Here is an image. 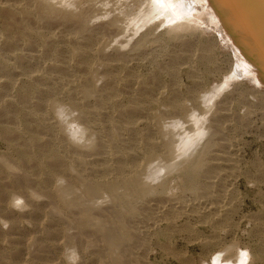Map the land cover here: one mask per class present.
Returning <instances> with one entry per match:
<instances>
[{
	"label": "rangeland",
	"instance_id": "obj_1",
	"mask_svg": "<svg viewBox=\"0 0 264 264\" xmlns=\"http://www.w3.org/2000/svg\"><path fill=\"white\" fill-rule=\"evenodd\" d=\"M68 1L0 0V264H264V67L247 52L264 60V8L245 12L264 0ZM179 126L171 169L92 209L105 229L61 201V179L142 173Z\"/></svg>",
	"mask_w": 264,
	"mask_h": 264
},
{
	"label": "bare ground",
	"instance_id": "obj_2",
	"mask_svg": "<svg viewBox=\"0 0 264 264\" xmlns=\"http://www.w3.org/2000/svg\"><path fill=\"white\" fill-rule=\"evenodd\" d=\"M24 1V0H23ZM40 1V0H39ZM63 1V0H62ZM82 1V0H81ZM113 1V0H112ZM145 1V0H144ZM161 1V0H160ZM163 1V0H162ZM224 1V4L225 5H227L228 4V0H223ZM27 2V1H26ZM42 2V1H41ZM66 2V1H65ZM68 2H70V0L68 1ZM75 2H78V0L77 1H75ZM80 2V1H79ZM93 2V1H92ZM96 2V1H95ZM145 2H147V1H145ZM144 2V3H145ZM10 3V2H9ZM45 3V2H44ZM90 3V2H89ZM103 3V2H102ZM105 3V2H104ZM153 4H154V2H152ZM151 3V4H152ZM156 3V2H155ZM252 3V2H251ZM12 4V3H11ZM29 4V3H28ZM38 4V3H37ZM41 4V3H40ZM64 4H66L67 5V3H64ZM87 4V3H86ZM106 4H107V2H106ZM147 4V3H146ZM145 4V5H146ZM256 4H257V6H258V8H260V7H262V8H264V4L263 3H260V2H254V3H252V5L250 6V7H246V9H245V12H249V11H251L253 8H255V6H256ZM99 5V4H98ZM143 5V4H142ZM148 5V4H147ZM155 5V4H154ZM166 5V4H165ZM23 6V5H22ZM37 6V5H36ZM50 6V5H49ZM52 6V5H51ZM64 6V5H63ZM73 6V5H72ZM104 6V5H103ZM150 6V5H149ZM156 6H158V4L156 5ZM30 7V6H29ZM71 7V6H70ZM96 7V6H95ZM100 7V6H99ZM98 7V8H99ZM105 7V6H104ZM147 7V6H146ZM151 7V6H150ZM159 7V6H158ZM157 7V8H158ZM163 7H165V6H163ZM162 7V8H163ZM41 8V7H40ZM52 8V7H51ZM67 8V7H66ZM103 8V7H102ZM107 8V7H106ZM140 8H141V6H140ZM143 9H144V6L142 7ZM154 8V7H153ZM161 8V7H160ZM159 8V9H160ZM180 8V7H179ZM43 9H44V7H43ZM65 9V8H64ZM81 9V8H80ZM85 9V8H84ZM92 9V8H91ZM109 9V8H108ZM154 9H156V8H154ZM158 9V10H159ZM164 9V8H163ZM162 9V10H163ZM26 10V9H25ZM56 10V9H55ZM147 10V9H146ZM146 10H144V11H146ZM181 10V9H180ZM10 11V10H9ZM83 11V10H82ZM105 11H107L106 9H105ZM143 10H142V12H144ZM152 11H154V10H152ZM152 11H151V13H152ZM164 11V10H163ZM166 11V10H165ZM164 11V12H165ZM43 12V11H42ZM51 12V11H50ZM71 12V11H70ZM147 12H149V10L147 11ZM156 12H158V11H156ZM156 12H155V14H156ZM171 12V11H170ZM173 12V11H172ZM242 12V11H241ZM245 12H242V13H245ZM77 13V12H76ZM154 13V12H153ZM174 13V12H173ZM187 13V12H186ZM240 13V12H239ZM242 13L240 14V16L242 17V24H246L247 22H249V20H250V17L248 16H245V15H242ZM24 14H25V12H24ZM23 14V15H24ZM46 14V13H45ZM106 14H108V13H106ZM130 14V13H129ZM141 14V13H140ZM145 14H147V13H145ZM159 14H161V13H159ZM37 15V14H36ZM75 15V14H74ZM105 15V14H104ZM147 15H149V14H147ZM147 15H144V16H147ZM152 15V14H151ZM176 15V14H175ZM76 16V15H75ZM137 16L139 17V14H137ZM157 16V15H156ZM181 16V15H180ZM26 17V16H25ZM129 17V16H128ZM136 17V16H135ZM137 17V18H138ZM142 17V16H141ZM150 16H148V18H149ZM154 17V16H153ZM15 18V17H14ZM34 18V17H33ZM115 18V17H114ZM145 18V17H144ZM169 18V17H168ZM234 19H238L237 17H233ZM12 19V18H11ZM90 19V18H89ZM133 19V18H132ZM145 19H147V18H145ZM239 19H241V18H239ZM101 20V19H100ZM99 20V21H100ZM151 20V19H150ZM167 20V19H166ZM39 21H41V20H39ZM60 21V20H59ZM94 21H96V20H94ZM131 21H133V20H131ZM251 21V20H250ZM147 22V21H146ZM93 23V22H92ZM101 23V22H100ZM114 23V22H113ZM144 23V22H143ZM171 23V22H170ZM95 24V23H94ZM129 24V23H128ZM18 25V24H17ZM250 25V24H249ZM21 26V25H20ZM114 26V25H113ZM251 26V25H250ZM76 27V26H75ZM91 27V26H90ZM108 27V26H107ZM127 27V26H126ZM37 28V27H36ZM128 28V27H127ZM74 32V31H73ZM137 32V31H136ZM117 33V32H116ZM127 34V33H126ZM131 34V33H130ZM122 35V34H121ZM116 38V37H115ZM132 38V37H131ZM111 39V38H110ZM130 39V38H129ZM15 40V39H14ZM119 40H120V38H119ZM115 41H117V40H115ZM132 41V40H131ZM111 43V42H110ZM116 43V42H115ZM120 43H121V41H120ZM23 44V43H22ZM112 44V43H111ZM129 43H127V45H128ZM35 45V44H34ZM119 45V44H118ZM111 47V46H110ZM79 48V47H78ZM121 48V47H120ZM103 50V49H102ZM122 50V49H121ZM21 51V50H20ZM104 51V50H103ZM119 51V50H118ZM249 54H252V56L253 57H255V58H257V60L258 61H260L261 63H262V66L264 67V60H263V58H262V56H260L257 52H255L254 50H253V48L251 47V46H248V51H247ZM29 55V54H28ZM31 55V54H30ZM7 56V55H6ZM16 56V55H15ZM102 56V55H101ZM91 57V56H90ZM7 58V57H6ZM100 59V58H99ZM103 59H105V58H103ZM24 60V59H23ZM109 60V59H108ZM20 61V60H19ZM67 61V60H66ZM25 62V61H24ZM28 62V61H27ZM19 63V62H18ZM30 63V62H29ZM16 64V63H15ZM90 64V63H89ZM114 65V64H113ZM64 67V66H63ZM99 67V66H98ZM44 68H46V67H44ZM14 71V70H13ZM17 71V70H16ZM19 71V70H18ZM67 71V70H66ZM1 72V71H0ZM69 72V71H68ZM9 74H10V72H9ZM107 74V73H106ZM56 75H58V73L56 74ZM118 75V74H117ZM29 77V76H28ZM57 77V76H56ZM53 78V77H52ZM74 78V77H73ZM14 79V78H13ZM71 80V79H70ZM74 82V81H73ZM86 82V81H85ZM56 83V82H55ZM100 83V82H99ZM101 84V83H100ZM225 84V83H224ZM104 85V84H103ZM87 86V85H86ZM90 86V85H89ZM93 86V85H92ZM92 86H90V87H92ZM49 87V86H48ZM77 88V87H76ZM88 88V87H87ZM87 88H86V90H87ZM75 89V88H74ZM92 89H93V87H92ZM218 89H220L219 87H218ZM95 90V89H94ZM96 92H97V90H95ZM95 91H94V93H95ZM8 92V91H7ZM87 92V94H90L91 95V93L93 92V90H91L90 88H89V90H87L86 91ZM109 92V91H108ZM76 93V92H75ZM103 93V92H102ZM86 94V93H85ZM86 94V95H87ZM96 94V93H95ZM97 94H99V93H97ZM107 94V93H106ZM84 95V94H83ZM203 95V94H202ZM211 95V94H210ZM11 96V95H10ZM72 96V95H71ZM103 96V95H102ZM204 96V95H203ZM27 97V96H26ZM61 97V96H60ZM84 97V96H83ZM87 97H88V95H87ZM86 97V98H87ZM94 97V96H93ZM101 97V96H100ZM206 97V96H205ZM214 97V96H213ZM217 97V96H216ZM89 98V97H88ZM97 98V97H96ZM109 98V97H108ZM201 98H202V96H201ZM90 99V98H89ZM213 99H215V98H213ZM84 100V99H83ZM82 100V101H83ZM88 100V99H87ZM137 100V99H136ZM8 101V100H7ZM138 101V100H137ZM213 101V100H212ZM103 102V101H102ZM172 102V101H171ZM215 102V101H214ZM213 102V103H214ZM34 103V102H33ZM88 103V102H87ZM90 103V102H89ZM99 103V102H98ZM178 104V103H177ZM180 104V103H179ZM178 104V105H179ZM208 104H209V106H210V101L208 102ZM75 104H73V106H74ZM172 105V104H171ZM212 105V104H211ZM39 106V105H38ZM55 106H57V105H55ZM60 106V105H59ZM63 106V105H62ZM65 106H67V105H65ZM65 106H63V107H61V109H63ZM78 104L76 105V106H74L75 108H77L78 109ZM80 106V105H79ZM194 106V105H193ZM70 106H68V108H69ZM83 107V106H82ZM86 107V106H85ZM133 107V106H132ZM67 108V109H68ZM80 108V107H79ZM199 108V107H198ZM54 109H56V108H54ZM61 109H59V111L61 112L62 110ZM67 109H64V111L65 110H67ZM76 109V110H77ZM90 109V108H89ZM209 109V108H208ZM58 110V109H57ZM57 110H54V111H57ZM93 110V109H92ZM95 110V109H94ZM137 110V109H136ZM200 110V109H199ZM68 112V114H70V115H74V113H75V110H74V108L73 107H71V108H69L68 110H67ZM107 111V110H106ZM104 112V111H103ZM197 112V111H196ZM206 112V111H205ZM56 113V112H55ZM59 113V112H58ZM77 113V112H76ZM106 113V112H105ZM212 113V112H211ZM64 114V113H63ZM80 114V113H79ZM203 113L202 112H200L197 116H199L198 117V119H201V115H202ZM62 114L60 113V115H59V117L61 116ZM78 115V114H77ZM81 115H83V114H81ZM144 115V114H143ZM209 115H210V113H209ZM64 116V115H63ZM62 116V117H63ZM66 116V115H65ZM85 116V115H84ZM204 117V116H203ZM65 118V117H64ZM68 118V117H67ZM65 119V120H68V119ZM78 118H79V115H78ZM87 118V117H86ZM94 118V117H93ZM136 118V117H135ZM60 119H61V117H60ZM72 119V118H71ZM103 119V118H102ZM158 119V118H157ZM196 119V118H195ZM207 120V119H206ZM12 121V120H11ZM90 121V120H89ZM174 121V120H173ZM176 121V120H175ZM189 121V120H188ZM202 121V120H201ZM51 122V121H50ZM63 122V121H62ZM85 122V121H84ZM178 122V121H177ZM199 122V121H198ZM203 122V121H202ZM173 123H175V122H173ZM185 123V122H184ZM188 123V122H187ZM60 124V123H59ZM62 124H64V123H62ZM68 124V123H67ZM85 124V123H84ZM128 124V123H127ZM170 124V123H169ZM168 124V125H169ZM178 124V123H177ZM75 125V124H74ZM181 125V124H180ZM206 125V124H205ZM51 126V125H50ZM84 126V125H83ZM82 126V127H83ZM85 126H87V125H85ZM89 126H90V124H89ZM81 127V126H80ZM117 127V126H116ZM170 127V126H169ZM175 127V126H174ZM173 127V128H174ZM206 128V127H205ZM168 129V128H167ZM171 129V128H170ZM179 131H183V133L182 132H180V133H182L181 135V137H183V138H180L179 140H175L174 142H172L171 141V135H170V137H169V139H170V142H172V147H171V149H170V152H168L169 151V149H168V151L167 152H162L163 154L164 153H168V155L166 156L165 154V157H163L164 155H162V157H158V158H156V156H155V158L153 159V162L150 164V162H149V164H147V167L146 168H144V171H142V173H139L140 172V170H138V171H135V169H131L130 170V172H129V174L127 173V176L125 177V178H122V179H117L116 181H114V182H93V181H91V180H88L87 179V181H84V183H82V185L78 188V187H74V186H72L70 183L68 184V183H66L67 182V180H66V182H65V180L64 179H61L60 181H59V186H58V191H59V196H61V201H63L66 205H68V206H74V207H79L80 208V210L81 209H83L82 211H83V217H84V223H87V224H90V225H93V226H95L96 228H103V229H105L104 228V224L101 222L102 221V218H100V220L99 219H97L96 217H94V215H93V213L92 212H95V211H93L92 209L93 208H95V207H98L99 208V206H102L103 205V203H105V201H116V202H119V201H121V202H123V203H125V202H127V201H129V199L131 198V196L134 194L133 193V190H134V188L137 186L136 184H135V182L137 181V180H141V182H142V184H147L148 182H152V181H154L155 179H157V178H159L160 177V174L163 172L164 173V171L163 170H167L168 168H170L171 169V167H173L180 159H181V154H180V152L181 151H178V149L180 148L179 146V144H181V143H184L185 141L187 142V140L188 141H190L189 139H191V136H188L189 134H187V133H185V131H184V129L182 128V127H180L179 126V128H177ZM195 129H197V128H195ZM49 130V129H48ZM51 130V129H50ZM80 130V129H79ZM78 130V131H79ZM86 130H88V129H86ZM85 130V131H86ZM171 130H173V132H174V129H171ZM178 130H176V131H178ZM72 131V130H71ZM82 131V130H81ZM100 131V130H99ZM118 131V130H117ZM167 131H169V130H167ZM188 131V130H187ZM203 131V130H202ZM73 132V131H72ZM74 132H75V130H74ZM84 132V131H83ZM93 132V131H92ZM96 132V131H95ZM120 132V131H119ZM155 132V131H154ZM163 132V131H162ZM205 132V131H204ZM77 132H75V133H73V134H76ZM78 133H80V131L78 132ZM167 133V132H166ZM171 133V132H170ZM207 133V132H206ZM81 135H82V133H81ZM96 135V134H95ZM101 135V134H100ZM110 135V134H109ZM120 135V134H119ZM164 135H166V134H164ZM203 135H204V133H203ZM73 137H74V135H73ZM78 137H79V135H78ZM98 137H99V135H98ZM161 137H162V135H161ZM173 137H174V135H173ZM192 137H193V135H192ZM12 138V137H11ZM82 138V137H81ZM93 138V137H92ZM167 138V137H166ZM175 138V137H174ZM75 139V138H74ZM80 139V138H79ZM100 139V138H99ZM162 139V138H161ZM164 139V138H163ZM175 139H177V138H175ZM194 139V138H193ZM98 140V139H97ZM173 140V139H172ZM90 141V140H89ZM177 141L179 142V143H177ZM168 142V141H167ZM166 142V143H167ZM159 143V142H158ZM189 143V142H188ZM191 143V142H190ZM199 143H200V141H199ZM95 144V140L93 139H91V141L87 144L88 146H92V145H94ZM106 144V143H105ZM208 144V143H207ZM98 145V144H97ZM183 145V144H182ZM185 145H186V143H185ZM188 145V144H187ZM127 146V145H126ZM129 146V145H128ZM160 146V145H159ZM169 146H167V147H169ZM101 147V146H100ZM105 147V146H104ZM125 147V146H124ZM132 147V146H131ZM183 147H185V146H183ZM195 147H196V145H195ZM27 149H29V148H27ZM116 149H117V147H116ZM185 149V148H184ZM58 150V149H57ZM60 150V149H59ZM87 150V149H86ZM121 150V149H120ZM164 150V149H163ZM73 151V150H72ZM107 151V150H106ZM130 152H131V150H129ZM157 151V150H156ZM165 151V150H164ZM186 151V150H185ZM149 152H150V150H149ZM65 153V152H64ZM90 153V152H89ZM105 153V152H104ZM103 153V154H104ZM145 153V152H144ZM158 153V152H157ZM161 153V152H160ZM160 153H158V154H160ZM186 153V152H185ZM101 154H102V152H101ZM109 154V153H108ZM64 155V154H63ZM83 155V154H82ZM134 155V154H133ZM102 156V155H101ZM100 156V157H101ZM116 156V155H115ZM118 156V155H117ZM121 156V155H120ZM135 156V155H134ZM160 156H161V154H160ZM82 157V156H81ZM189 157V156H188ZM226 157V156H225ZM228 157H229V155H228ZM88 157H86V159H87ZM131 158V157H130ZM77 159V158H76ZM93 159V158H92ZM103 159V158H102ZM125 159V158H124ZM147 159H148V157H147ZM71 160V159H70ZM69 160V161H70ZM104 160V159H103ZM129 160V159H128ZM133 160V159H132ZM146 160V159H145ZM166 160V161H165ZM84 161V160H83ZM120 161V160H119ZM118 161V162H119ZM134 161V160H133ZM141 161V160H140ZM201 161V160H200ZM217 161V160H216ZM124 162V161H123ZM131 162V161H130ZM165 162H167V163H165ZM3 163V162H2ZM79 163H80V161H79ZM99 163V162H98ZM134 163V162H133ZM139 163V162H138ZM142 163V162H141ZM146 163H148L147 161H146ZM179 163H181V162H179ZM178 163V165H180ZM80 164H82V163H80ZM84 164V163H83ZM90 164V163H89ZM109 164V163H108ZM121 164V161L119 162V168L120 169H123V166L122 165H120ZM123 165L125 164V163H122ZM11 165V164H10ZM13 165V164H12ZM126 165V164H125ZM134 165H135V163H134ZM137 165H139V164H137ZM103 166V165H102ZM105 166V165H104ZM132 166V165H131ZM146 166V165H145ZM216 166V165H215ZM9 167V166H8ZM14 167V166H13ZM75 167V166H74ZM139 167V166H138ZM137 167V168H138ZM177 167V166H176ZM15 168V167H14ZM17 168V167H16ZM110 168H112V167H110ZM118 168V169H119ZM125 169H127L126 167H124ZM167 168V169H166ZM80 169V168H79ZM106 169V168H105ZM124 169V170H125ZM142 169V168H141ZM98 170V169H97ZM128 170V169H127ZM211 170H213V169H211ZM78 171V170H77ZM121 171V170H120ZM123 171V170H122ZM215 171V170H214ZM167 172V171H166ZM219 172V171H218ZM68 173V172H67ZM66 173V174H67ZM123 173V172H122ZM206 173V172H205ZM15 174V173H14ZM65 174V175H66ZM218 174V173H217ZM90 175V174H89ZM74 176V175H73ZM96 176V175H95ZM167 176V175H166ZM102 177H105V176H102ZM111 177V176H110ZM122 177V176H121ZM124 177V176H123ZM60 178V177H59ZM78 178V177H77ZM155 178V179H154ZM142 179H144V180H142ZM79 180V179H78ZM83 180H86V179H83ZM108 180V179H107ZM112 180V179H111ZM212 180V179H211ZM80 182V181H79ZM86 182V183H85ZM140 182V183H141ZM192 182V181H191ZM201 182V181H200ZM72 183V182H71ZM137 183V182H136ZM155 183V182H154ZM212 184V183H211ZM149 185V184H148ZM152 185V184H151ZM140 186V185H139ZM194 187V186H193ZM207 187V186H206ZM205 187V188H206ZM210 187V186H209ZM57 188V187H56ZM138 189V188H137ZM150 189V188H149ZM162 189V188H161ZM202 189V188H201ZM136 190V189H135ZM197 190V189H196ZM204 190V189H203ZM53 191H54V189H53ZM200 191H202V190H200ZM207 192V191H206ZM209 192V191H208ZM32 193V192H31ZM34 193V192H33ZM36 193V192H35ZM140 193V192H139ZM48 194V193H47ZM138 194V193H137ZM136 194V195H137ZM206 194V193H205ZM33 195H35V194H33ZM32 196V195H31ZM35 196H37V195H35ZM34 196V197H35ZM42 196V195H41ZM17 197V196H16ZM140 197V196H139ZM18 198V197H17ZM16 198V199H17ZM26 198V197H25ZM213 198V197H212ZM54 199V198H53ZM214 199V198H213ZM25 200V199H24ZM118 200V201H117ZM143 200H145V199H143ZM21 201V200H20ZM46 201V200H45ZM131 202V201H130ZM101 203H102V205H101ZM120 203V202H119ZM11 204H12V202H11ZM116 204V203H115ZM115 204H113L114 206H116ZM130 204V203H129ZM23 205V204H22ZM21 206V205H20ZM118 206V205H117ZM124 206V205H123ZM122 207V206H121ZM127 207H129V208H131L130 206H127ZM38 208V207H37ZM101 208V207H100ZM107 208V207H106ZM114 208V207H113ZM123 208V207H122ZM150 208V207H149ZM30 209V208H29ZM63 209V208H62ZM103 209V208H102ZM108 209V208H107ZM118 209V208H117ZM121 209V208H120ZM134 209V208H133ZM58 210V209H57ZM75 210V209H74ZM92 210V211H91ZM109 210V209H108ZM111 210H113V209H111ZM135 210H137V209H135ZM105 211V210H104ZM62 212V211H61ZM119 212V211H118ZM126 212H128V211H126ZM60 213V212H59ZM106 213V212H105ZM120 213V212H119ZM129 213V212H128ZM132 213H133V211H132ZM77 214V213H76ZM112 214V213H111ZM96 215V214H95ZM99 216H100V214H98ZM97 215V216H98ZM102 215V214H101ZM120 215V214H119ZM136 215V214H135ZM76 216V215H75ZM130 216H132V215H130ZM138 216V215H137ZM143 216V215H142ZM106 217V216H105ZM116 217H118L117 215H116ZM64 218V217H63ZM82 218V217H81ZM120 218V217H119ZM133 218V217H132ZM78 219V218H77ZM122 219V218H121ZM144 219V218H143ZM123 220V219H122ZM124 221L126 222V220L124 219ZM80 222H81V220H80ZM129 223V222H128ZM120 225V224H119ZM122 225V224H121ZM136 225V224H135ZM68 226V225H67ZM109 226V225H108ZM118 226V225H117ZM86 228V227H85ZM77 229V228H76ZM95 229V228H94ZM114 229H117L116 227L114 228ZM125 228H123V230H124ZM107 231L108 230H110V229H106ZM118 230H119V227H118ZM126 230V229H125ZM90 231V230H89ZM88 231V232H89ZM105 231V230H104ZM103 231V232H104ZM99 232V231H98ZM119 232V231H118ZM121 232H123V231H120V233ZM126 232V231H125ZM68 234V233H67ZM110 234H112L113 235V233H110ZM116 234V233H115ZM112 235H109L108 234V232H107V234H106V237H104V238H106V242L105 243H107V241L109 242V245L111 244V247L113 246V248L115 247V248H117V249H119L120 247L122 248V241H121V238H120V236H112ZM116 235H118V234H116ZM123 235H125V234H123ZM122 235V236H123ZM79 236V235H78ZM91 237V236H90ZM92 237H93V235H92ZM68 238V237H67ZM73 241H74V239H73ZM104 241H105V239H104ZM123 241H126V240H123ZM102 242V241H101ZM127 242V241H126ZM125 243V242H124ZM128 244H129V242H128ZM75 245H76V242H75ZM130 246V245H129ZM36 247V246H35ZM125 247V246H124ZM127 247V246H126ZM125 247V248H126ZM101 248V247H100ZM41 249V248H40ZM111 249V248H110ZM68 250V249H67ZM122 250H123V248H122ZM134 250V249H133ZM73 251V250H72ZM110 251V250H109ZM115 251V250H114ZM120 251V249L118 250V252ZM102 252V251H101ZM125 252V251H124ZM134 252V251H133ZM76 253V252H75ZM116 253V252H115ZM120 253H121V251H120ZM112 254V253H111ZM126 254V253H125ZM106 255V254H105ZM114 255V254H113ZM123 255H124V253H123ZM130 256H132V254L130 255ZM129 256V257H130ZM115 257V256H114ZM120 258V257H119ZM82 259V258H81ZM117 259V258H116ZM138 261V260H137ZM131 262V261H130ZM111 263V262H110ZM105 264V263H104ZM230 264V263H229Z\"/></svg>",
	"mask_w": 264,
	"mask_h": 264
},
{
	"label": "clouds",
	"instance_id": "obj_3",
	"mask_svg": "<svg viewBox=\"0 0 264 264\" xmlns=\"http://www.w3.org/2000/svg\"><path fill=\"white\" fill-rule=\"evenodd\" d=\"M15 204H19V201H15ZM5 226H7V225H5Z\"/></svg>",
	"mask_w": 264,
	"mask_h": 264
}]
</instances>
